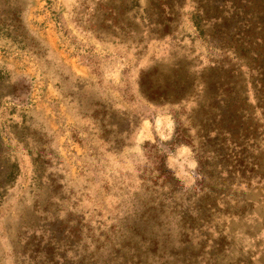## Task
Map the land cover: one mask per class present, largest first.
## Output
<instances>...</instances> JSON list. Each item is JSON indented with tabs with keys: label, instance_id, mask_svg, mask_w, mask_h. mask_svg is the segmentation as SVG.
<instances>
[{
	"label": "rangeland",
	"instance_id": "rangeland-1",
	"mask_svg": "<svg viewBox=\"0 0 264 264\" xmlns=\"http://www.w3.org/2000/svg\"><path fill=\"white\" fill-rule=\"evenodd\" d=\"M0 264H264V0H0Z\"/></svg>",
	"mask_w": 264,
	"mask_h": 264
},
{
	"label": "trees",
	"instance_id": "trees-1",
	"mask_svg": "<svg viewBox=\"0 0 264 264\" xmlns=\"http://www.w3.org/2000/svg\"><path fill=\"white\" fill-rule=\"evenodd\" d=\"M223 29L224 30H226L225 32H223L222 34L224 35V38H228V39H230V35L229 34H231L230 33V29H225V27H223ZM174 100H177V97H174ZM247 100L245 99V102H246ZM226 132V131H225ZM210 133V131H206V134H209ZM183 137H182V135L179 133V131H178V128H177V132H176V135H175V138H174V140H173V142L172 143H170L169 145H174V144H181L182 143V141H181V139H182ZM150 147H153V146H151L150 144H147L146 146H145V150L147 149H149ZM147 154H148V152H147ZM150 154V153H149ZM153 159L152 157H149V159ZM161 162L162 163H160L161 164V166H160V169H162L163 171H164V173H166L168 176H166L167 178H168V180H171V181H175V178L173 177V173L171 172V171H169L168 169H167V167H166V165H165V156L161 159Z\"/></svg>",
	"mask_w": 264,
	"mask_h": 264
}]
</instances>
